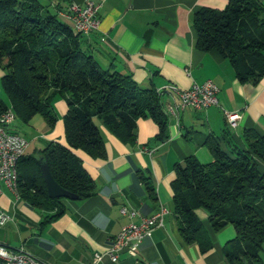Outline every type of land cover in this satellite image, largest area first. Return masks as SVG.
Listing matches in <instances>:
<instances>
[{
    "label": "crops",
    "instance_id": "crops-1",
    "mask_svg": "<svg viewBox=\"0 0 264 264\" xmlns=\"http://www.w3.org/2000/svg\"><path fill=\"white\" fill-rule=\"evenodd\" d=\"M48 1L67 21L64 13L72 3L93 1L100 5L99 28L85 33L83 43L104 68L131 74L142 88H159L167 83L189 88L212 78L219 85V104L205 109L189 106L179 116L169 115V136L164 140L157 138L159 125L151 117L138 119L137 137L132 142L124 132L111 129L95 116L107 155L96 158L82 148L73 150L95 179L96 192L87 198L64 197L65 212L44 223L55 210L33 204L2 182L0 208L7 218L0 222V242L13 248L23 246L48 264H93L95 253L110 247L124 225L139 222L163 206L168 210L163 224L144 239L137 255L123 250L113 260L104 254L96 264H231L226 252L237 235L235 226L230 223L216 230L208 212L200 208L204 229L198 235L200 240L188 241L173 211L172 187L178 162L191 155L203 162L213 159L209 139L216 138L229 151L227 128L243 147L248 145L246 129L264 134V78L257 84L243 83L228 58L216 49L205 51L196 44L195 11L201 7L222 9L229 0ZM171 96L163 95L165 109ZM53 106L58 119L51 127L44 118L46 132L41 135L32 128L33 119L30 123L14 119L8 126L29 139L26 152L42 149L51 140L68 145L64 121L68 103L57 95ZM224 109L240 112L236 126L227 124ZM25 127L29 137L19 131L27 130ZM123 207L129 211L124 213Z\"/></svg>",
    "mask_w": 264,
    "mask_h": 264
},
{
    "label": "trees",
    "instance_id": "trees-1",
    "mask_svg": "<svg viewBox=\"0 0 264 264\" xmlns=\"http://www.w3.org/2000/svg\"><path fill=\"white\" fill-rule=\"evenodd\" d=\"M193 25L197 47L216 49L235 67L238 79L259 83L264 78V4L260 0H229L225 8L201 7ZM85 33L75 30L48 0H0V67L2 86L10 103L0 98V115L10 108L15 119L30 123L42 114L53 127V101L68 103L64 117L68 145L51 140L42 149L19 159L18 193L37 206L55 210L51 222L65 212L62 199L49 195L41 169L45 157L57 181L87 198L97 183L73 148L93 157L107 155L105 139L94 120L100 117L111 129L137 137V122L151 117L159 125L157 138L169 136L170 116L158 88H142L128 73L104 68L83 43ZM229 124V123H227ZM230 125V124H229ZM229 151L216 138L208 140L213 159L188 156L175 166L173 211L188 241L199 239L203 208L216 230L233 224L237 235L226 256L231 264H264V134L245 130L246 147L227 130ZM149 180V178H144ZM151 190L153 186L147 183ZM200 240V239H199Z\"/></svg>",
    "mask_w": 264,
    "mask_h": 264
},
{
    "label": "built area",
    "instance_id": "built-area-1",
    "mask_svg": "<svg viewBox=\"0 0 264 264\" xmlns=\"http://www.w3.org/2000/svg\"><path fill=\"white\" fill-rule=\"evenodd\" d=\"M99 8L100 5L93 1L83 5L72 3L69 11L64 13V16L68 21H74L76 31L90 33L99 28ZM158 91L163 95L166 93L181 94V103H172L171 97L166 102L167 113L172 116H179L180 111L189 106L205 109L211 105L219 104V85L212 78L205 80L203 83H194L189 88H180L176 84L167 83L159 87ZM224 111L229 124L236 126L238 119L241 117L240 112L228 109H224ZM14 119L15 114L12 108L11 117L0 119V196L2 182H5L15 191V180L19 178V159L25 154L30 143L27 137L8 128ZM122 211L126 213L129 209L123 207ZM167 211V208L162 206L156 213L143 217L141 221H131L124 225L110 247L103 252L98 251L95 253L93 264L102 260L104 254H108L113 260H117L123 250L137 255L144 239L152 234L156 226L163 224L164 215ZM131 213L133 214L135 211H131ZM6 218L7 215L0 208V222H3ZM0 264L48 263L27 251L23 246L13 248L0 242Z\"/></svg>",
    "mask_w": 264,
    "mask_h": 264
},
{
    "label": "water",
    "instance_id": "water-1",
    "mask_svg": "<svg viewBox=\"0 0 264 264\" xmlns=\"http://www.w3.org/2000/svg\"><path fill=\"white\" fill-rule=\"evenodd\" d=\"M39 161L46 180L48 192L51 197H68L73 199L80 198L78 194L68 190L57 181L50 169L49 162L45 157H41Z\"/></svg>",
    "mask_w": 264,
    "mask_h": 264
},
{
    "label": "rangeland",
    "instance_id": "rangeland-1",
    "mask_svg": "<svg viewBox=\"0 0 264 264\" xmlns=\"http://www.w3.org/2000/svg\"><path fill=\"white\" fill-rule=\"evenodd\" d=\"M0 98L3 99L5 102L9 103L10 99L9 96L7 95V93L4 91L3 86H2V74H0ZM96 121H99L98 118H95ZM32 128L34 129L35 133H38L39 135L45 133V129L43 128L45 124L44 121V117L42 116V114H37L33 120H32ZM27 130L25 129H21L19 130L22 134L26 135L29 137V133H28V128L25 127ZM38 141V140H37Z\"/></svg>",
    "mask_w": 264,
    "mask_h": 264
},
{
    "label": "bare ground",
    "instance_id": "bare-ground-1",
    "mask_svg": "<svg viewBox=\"0 0 264 264\" xmlns=\"http://www.w3.org/2000/svg\"><path fill=\"white\" fill-rule=\"evenodd\" d=\"M72 22L75 26L74 21H72ZM171 95H172L171 96V102L172 103H181V94L180 93H173ZM5 117H11V108L0 115V119H5ZM18 188H19L18 187V180H15V192H17V193H18Z\"/></svg>",
    "mask_w": 264,
    "mask_h": 264
}]
</instances>
